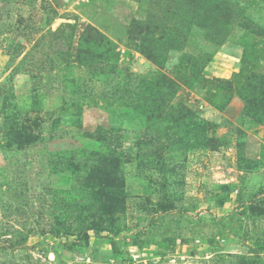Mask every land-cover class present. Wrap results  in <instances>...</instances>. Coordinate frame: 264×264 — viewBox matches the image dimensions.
I'll list each match as a JSON object with an SVG mask.
<instances>
[{
    "label": "rangeland",
    "instance_id": "1",
    "mask_svg": "<svg viewBox=\"0 0 264 264\" xmlns=\"http://www.w3.org/2000/svg\"><path fill=\"white\" fill-rule=\"evenodd\" d=\"M261 99L264 0H0V264H264Z\"/></svg>",
    "mask_w": 264,
    "mask_h": 264
},
{
    "label": "trees",
    "instance_id": "2",
    "mask_svg": "<svg viewBox=\"0 0 264 264\" xmlns=\"http://www.w3.org/2000/svg\"><path fill=\"white\" fill-rule=\"evenodd\" d=\"M248 98V96H246L245 97V99L247 100V102L250 100V98H249V100L247 99ZM264 100V99H263ZM262 99H261V101H263ZM248 104H249V102H248ZM254 105V106H253ZM260 105V102L259 103H256V102H254V100L252 99L251 100V109H250V111L251 112H253L254 113V111H257L258 109H256L257 108V106H259Z\"/></svg>",
    "mask_w": 264,
    "mask_h": 264
}]
</instances>
